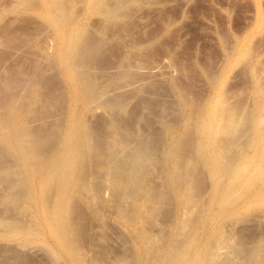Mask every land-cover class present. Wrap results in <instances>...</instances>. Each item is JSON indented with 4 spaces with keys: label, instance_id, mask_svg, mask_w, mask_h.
<instances>
[{
    "label": "rangeland",
    "instance_id": "374dc122",
    "mask_svg": "<svg viewBox=\"0 0 264 264\" xmlns=\"http://www.w3.org/2000/svg\"><path fill=\"white\" fill-rule=\"evenodd\" d=\"M58 1L0 0V80L14 73L19 85L5 94L0 81V98L15 97L30 129L27 153L0 144V264H166L178 251L188 261L216 231L210 264H264V0H124L118 14L129 20L101 15L95 1ZM57 15L106 42L87 69L99 94L86 111V77L74 100L63 75ZM123 59L130 66L117 86L111 75L124 72ZM69 119L95 154L66 202L76 208L63 211L75 224L74 238L69 221L66 229L72 253L47 218L63 187L53 161ZM195 120L207 123L205 135ZM106 157L121 164L113 177Z\"/></svg>",
    "mask_w": 264,
    "mask_h": 264
},
{
    "label": "bare ground",
    "instance_id": "6f19581e",
    "mask_svg": "<svg viewBox=\"0 0 264 264\" xmlns=\"http://www.w3.org/2000/svg\"><path fill=\"white\" fill-rule=\"evenodd\" d=\"M60 2H62L61 0H59ZM59 1H58V3H59ZM95 1V3H96V8L98 9V12L101 14V15H103V16H107V17H109V18H113V19H115V18H117V17H120L121 19L123 18V19H125V18H127V15L126 14H124V12L122 13V14H118V12L121 10V9H124V4H125V2H124V0H91V2H94ZM58 3L56 2V4L55 3H52L51 4V8H53V10H52V12L53 13H55L54 12V9L56 10H58L59 9V7H58ZM63 4H64V2H63ZM49 7V8H50ZM63 7H65V6H63ZM62 9V8H61ZM61 9H59V10H61ZM64 9V8H63ZM133 9V8H132ZM51 10H50V13H51ZM63 11V10H62ZM61 11V12H62ZM127 11V10H126ZM58 13V12H57ZM57 13H55V14H57ZM55 14H53L54 16H56ZM66 14V13H65ZM59 15H64L63 13L62 14H59ZM51 16V15H50ZM54 16H51V17H54ZM65 16H67V15H65ZM55 18H59L58 17V15H57V17H55ZM65 18V17H64ZM62 16L59 18L60 19V21H61V23H62V27H63V31L61 32V44H60V47H66V49H67V51H66V49H65V51L64 52H62L61 53V56H60V60H61V62H62V64H63V70H64V76H65V78L67 79V81L69 82V87H70V93H71V95H73V99L75 100V96H78V94H77V91H79V90H77L76 88H75V83L76 82H79L80 80H79V78H81L82 76H85L86 77V81L88 82V85L87 86H85V88L83 89V88H81L80 90H81V96H79V98H78V100L79 101H82V102H85V106L86 107H84L85 108V110L84 111H86L87 109H88V105L90 106V105H92L91 103L93 102V101H95L94 100V96L96 95V92H97V90L95 91L94 89H93V82H94V80H92V78H91V76L89 77V74H87V69L89 68V66H90V64H92V62L94 63L95 61H96V56H95V52H97L96 51V47H100V46H106V42L104 43V45H103V41L101 40V38L100 39H98V38H93L94 36H90V34H88L87 33V31L85 32L84 30L85 29H83L84 27L83 26H77V27H75V28H73L74 27V24H73V21L72 20H70L68 17H66L65 19H64ZM52 19V18H51ZM66 19H69L68 20V22H67V20ZM119 19V18H118ZM128 19V18H127ZM126 20V19H125ZM129 20V19H128ZM59 21V22H60ZM71 21H72V25L70 24L71 23ZM130 23V22H129ZM59 29H60V27H59ZM88 29V28H87ZM65 33V34H64ZM86 33L88 34V35H86ZM59 35V34H58ZM104 40V39H103ZM105 41V40H104ZM102 44V45H101ZM62 49V48H61ZM97 50H98V48H97ZM60 52H61V50H60ZM67 52V53H66ZM122 60V59H121ZM126 61H128V60H126ZM126 61L123 59V62H122V64H121V66L120 67H118L117 69H123L124 70V72L123 73H121L120 72V74L118 73V75H111V78H112V83H113V81H115V83L117 82L118 83V81L117 80H119V81H121V79H123V77H125L126 78V75L124 74L127 70H129V66L130 65H127V63H126ZM129 62V61H128ZM98 63V62H97ZM116 64V63H115ZM129 64V63H128ZM131 64V63H130ZM95 64H93V66H94ZM97 65V64H96ZM123 65H125V66H123ZM93 66L91 65V67L93 68ZM116 66V65H115ZM95 67V66H94ZM117 67V66H116ZM92 68H91V70H92ZM113 68H115V67H113ZM132 68V67H131ZM116 69V70H117ZM96 69L94 68V71H95ZM100 69H97V71H99ZM114 70V69H113ZM116 70H114V71H116ZM122 70V71H123ZM93 71V70H92ZM93 71V72H94ZM101 71V70H100ZM109 71V70H108ZM108 71H107V73H108ZM112 71V70H111ZM119 71H121V70H119ZM131 71V70H130ZM129 71V72H130ZM90 72V71H89ZM88 72V73H89ZM118 72V71H117ZM116 72V73H117ZM91 73V72H90ZM104 73H106L105 71H104ZM5 75V74H4ZM1 76L2 78L3 77H6V75L5 76ZM7 75H8V73H7ZM16 75L17 74H11L10 73V75L9 76H7L6 78H4L1 82H3V85H4V87L6 88L5 90H7L6 92L7 93H5V94H11V92H10V90H12L13 89V87L15 86V83L17 82V77H16ZM23 75V74H22ZM96 75H98V74H96ZM110 75V74H109ZM134 75V74H133ZM18 76H19V74H18ZM104 76V75H103ZM106 76V75H105ZM104 76V77H105ZM25 77V76H24ZM24 77L22 78V80H24ZM28 77V76H27ZM101 77V76H100ZM21 78H19V79H21ZM1 79V78H0ZM28 79V78H27ZM26 79V77H25V80L24 81H26L27 80ZM65 79V80H66ZM100 79V78H99ZM105 79V78H104ZM128 79V78H127ZM30 80V79H29ZM82 80H83V78H82ZM91 80H92V82H91ZM111 80V79H110ZM123 80H125V79H123ZM85 81V82H86ZM105 82V81H104ZM94 83H98L97 82V80H96V82H94ZM110 83V82H109ZM111 83V84H112ZM116 83V84H117ZM18 84V83H17ZM26 84H28L29 85V83H27L26 82ZM78 84V83H77ZM99 84V83H98ZM37 85V84H36ZM119 84H117V86H118ZM121 85V84H120ZM17 87L19 86V85H16ZM105 86V85H104ZM103 86V87H104ZM112 85H110V87H111ZM16 87V88H17ZM31 87V86H30ZM96 87V86H95ZM137 87V86H136ZM1 88V87H0ZM15 87H14V89H16ZM102 88V87H101ZM2 89V88H1ZM0 89V90H1ZM30 89H33V88H30ZM29 89V90H30ZM38 89V88H37ZM105 89V88H104ZM108 89H109V87H108ZM5 90H3V92L5 91ZM14 91V90H13ZM109 91V90H108ZM108 91H107V89H106V91H104V92H107L108 93ZM110 91H111V89H110ZM9 92V93H8ZM27 92V91H26ZM103 92V91H102ZM0 93H1V91H0ZM35 93V92H34ZM98 93V92H97ZM110 93V92H109ZM2 94V93H1ZM99 94V93H98ZM97 94V95H98ZM106 94V93H105ZM13 95H14V93H13ZM106 95H108V94H106ZM105 95V96H106ZM116 95V94H115ZM9 96V95H8ZM16 96V95H15ZM101 96H102V94H101ZM110 96V95H109ZM0 97H1V95H0ZM33 97V96H32ZM98 97H100V95H98ZM111 97H113V96H111ZM15 97H13V102L11 101V100H9L8 102H3L4 101V98L2 97V98H0V99H2V100H0V144L4 147V150L5 151H7V152H16V153H14V154H17V153H20L21 152V154L20 155H22L23 154V150H24V152L25 153H27L26 151L28 150H25V143L27 142V140H28V137L30 136L29 135V131H30V129H29V127L27 128V126H25V122L23 121L24 120V115H23V112L24 111H26V110H24V111H21V110H23V109H20L19 108V106L18 105H16V103H14V101H15V99H14ZM108 98H110V97H108ZM117 98H118V95H117ZM6 99V98H5ZM119 99V98H118ZM117 99V100H118ZM91 101V103H90V101ZM116 100V101H117ZM122 100V99H121ZM25 101V100H24ZM39 101V100H38ZM97 101V100H96ZM114 101V100H113ZM21 102H22V99H21ZM30 102H33V100H31V101H29L28 103H30ZM115 102V101H114ZM23 103V102H22ZM21 103V104H22ZM105 103V102H104ZM107 103V102H106ZM112 103V102H111ZM20 104V105H21ZM101 104V103H100ZM113 104V103H112ZM112 104H110V105H112ZM25 105V108H26V104H24ZM29 105H31V104H28V106ZM93 105H95V103H93ZM97 105V104H96ZM107 105V104H106ZM122 105V104H121ZM22 106H23V104H22ZM100 106V105H99ZM92 107V106H91ZM101 107V106H100ZM105 107V106H104ZM113 107H114V105H113ZM112 107V108H113ZM117 107H121V106H117ZM24 108V109H25ZM87 108V109H86ZM107 108V107H106ZM110 108H111V106H110ZM111 108V109H112ZM116 108V107H115ZM118 108V109H119ZM71 109V108H70ZM75 109V108H74ZM108 109V108H107ZM114 109V108H113ZM83 111V110H82ZM83 111V112H84ZM81 112V111H80ZM24 113H26V112H24ZM85 114V113H84ZM43 116V115H42ZM39 117V116H38ZM41 117V116H40ZM83 117V116H82ZM26 118V117H25ZM42 118V117H41ZM46 118V117H45ZM188 118V117H187ZM186 118V119H187ZM27 119V118H26ZM192 119V118H191ZM70 120V119H69ZM25 121H27V120H25ZM71 121V120H70ZM114 121V119L113 120H111L110 121V123L113 125L114 123H112ZM189 121V120H188ZM193 121V120H192ZM74 121H71L70 123H69V126H68V129H67V132H66V134L65 133H62V134H64L63 136L64 137H61V138H59L60 140H62V138H63V140H62V143H61V141L60 140H58V141H60V143H58V144H61V146L59 147V145H57V147L59 148H57L58 150L55 152L56 153V155H55V160L53 161V163H54V166H55V170H54V172L55 173H57V175H59L58 177H60V179H62V184H63V187L61 186V184L59 185V184H55V183H53L54 181V179L52 180V176H55L54 174H52V176H51V178H50V180H52V184L54 185L55 184V186H57V185H59V186H61V188H58L59 190L57 191L56 190V195L58 194V197H59V199H57V200H59L58 201V203L56 204V201H55V204H56V206H55V208H52V210H53V213H49L50 214V216H48L47 218H48V226H49V228L53 231V233H54V236H56V238H57V240H58V242H59V245H60V249H68V246L70 245V243H71V239H70V234L68 235V234H66L67 232H66V229L68 230V228L70 227V230H72V235L74 234L73 232H75V230L73 231V229H72V225H71V220H68L69 222H70V226L68 227V221H66L65 219H64V216H63V211L65 210L64 209V207H66L67 205H66V202L68 201V200H72L71 199V197H73V196H75L74 195V186H78V184H81L84 180H83V178H85V177H87V172L85 173L84 171H85V164L87 163V161H88V158H90L89 157V155L91 154V152L92 151H89L88 149V147H89V142H90V140L88 141V137L90 136L89 134V136H86V135H84L83 134V132H82V130L80 129H78V127H77V125L75 126L74 124L76 123V122H74ZM88 122V121H87ZM27 124H28V122H26ZM80 124V123H79ZM83 124V123H82ZM108 124H109V122H108ZM186 124H187V122H186ZM193 124V123H192ZM86 126V124H83L82 125V128H83V126ZM111 125V126H112ZM207 125V123L206 122H204V121H202L201 122V124L199 123V122H197L196 120H195V126H197L198 128H199V130H200V136H203V135H205V132L203 131V128H205V126ZM88 126V125H87ZM90 127H91V125H90ZM109 127H110V124H109ZM108 127V128H109ZM87 128V127H86ZM115 128V127H114ZM29 129V130H28ZM88 129H89V127H88ZM117 129V128H116ZM28 130V131H27ZM86 130V129H85ZM113 130V129H112ZM61 131V130H60ZM89 131V130H88ZM85 132V131H84ZM87 132V131H86ZM90 132H91V130H90ZM90 132H88V133H90ZM112 132V131H111ZM114 132V131H113ZM112 132V133H113ZM114 135H113V137L116 135V134H118V132L116 131L115 133H113ZM41 135V134H40ZM94 135V134H93ZM62 136V135H61ZM117 136V135H116ZM113 137H112V139H113ZM98 138V137H97ZM96 138V139H97ZM110 138V137H109ZM116 138V137H115ZM99 139V138H98ZM97 139V140H98ZM37 140V139H36ZM91 140H93V139H91ZM95 140V139H94ZM93 140V141H94ZM108 140V139H107ZM116 140V139H115ZM118 140V139H117ZM231 140V139H230ZM88 141V142H87ZM92 141V142H93ZM96 141V140H95ZM95 141H94V143H95ZM121 141V140H120ZM124 141V140H123ZM98 141H96V143H97ZM99 142H101L100 140H99ZM98 142V143H99ZM89 143V144H88ZM119 143V142H118ZM121 143V142H120ZM234 143V142H233ZM87 144H88V146H87ZM114 144H115V142H114ZM229 145H230V143H228ZM28 145V144H27ZM94 145V144H93ZM96 145V144H95ZM94 145V146H95ZM97 145H99V144H97ZM120 145V144H119ZM123 145V144H122ZM121 145V146H122ZM92 146V145H91ZM100 146H101V144H100ZM103 146V145H102ZM173 146H175V145H173ZM28 147H30V145L28 146ZM91 148H93V146L91 147ZM103 148V147H102ZM230 148V147H229ZM1 149V148H0ZM3 149V148H2ZM34 149V148H33ZM32 149V150H33ZM169 149V148H168ZM4 150H1L3 153H5L4 152ZM93 150H94V148H93ZM95 150H96V148H95ZM102 150V149H101ZM113 151V150H112ZM32 152V151H31ZM34 152V151H33ZM96 153H98L97 151H95ZM171 152V151H170ZM2 153V154H3ZM24 153V154H25ZM93 153V152H92ZM29 154H31V153H29ZM28 154V155H29ZM94 154V153H93ZM100 154V153H99ZM111 154V153H110ZM139 154H140V151H139ZM179 154V153H178ZM13 155V154H12ZM19 155V154H18ZM17 155V156H18ZM26 156H28L27 154H25ZM35 155H36V152H35ZM52 155V154H51ZM50 155V156H51ZM92 155V154H91ZM95 155V154H94ZM94 155H92V156H94ZM5 156V155H4ZM11 156V155H10ZM24 156V155H23ZM108 156V155H107ZM116 156V155H115ZM176 156V155H175ZM214 156V155H213ZM217 156V155H216ZM231 156V155H230ZM33 157H35V156H33ZM101 157H102V155H101ZM138 157V156H137ZM170 157V156H169ZM171 157H172V153H171ZM181 157V156H180ZM222 157V156H221ZM30 157L28 156V159H29ZM103 158V157H102ZM107 158V157H106ZM111 158V157H110ZM140 158V157H139ZM178 158V157H177ZM231 158H232V156H231ZM238 158V157H237ZM20 159V158H19ZM95 159H96V157H95ZM108 160H109V162H108V160H107V162H108V166H107V168H108V172H110L109 174L111 175V173H115L116 174V171H118L119 170V168L121 167V164L119 165L116 161H114L113 159L112 160H110L109 158H107ZM219 159V158H218ZM227 159H229V157L227 158ZM30 160V159H29ZM35 160V159H34ZM51 160H52V158H51ZM51 160H49V161H51ZM214 160V159H213ZM217 160V159H216ZM222 160V159H221ZM225 160V159H224ZM223 160V161H224ZM230 160V159H229ZM28 161V160H27ZM26 161V162H27ZM37 161V160H36ZM92 161V160H91ZM30 162V161H29ZM32 162H34V161H32ZM100 162H102V161H100ZM225 162V161H224ZM239 162V161H238ZM77 164V167H74V168H72L73 166H71L70 168H69V166H68V164ZM94 163V162H93ZM216 163H218V162H216ZM24 164V163H23ZM27 164V163H26ZM41 164V163H40ZM44 164V163H43ZM222 164V163H221ZM225 164V163H224ZM231 164V163H230ZM45 165V164H44ZM51 165L52 164H49L48 166H50L51 167ZM91 165V164H90ZM89 165V166H90ZM95 165V164H94ZM47 166V167H48ZM54 166H53V168H54ZM87 166V165H86ZM50 167H48L47 169L50 171L51 169H50ZM66 167H68V168H66ZM94 167V166H93ZM28 168V167H27ZM53 168H52V170H53ZM91 168V167H90ZM95 168V167H94ZM216 168H218L219 170H220V172L221 173H227L228 174V172H230L231 170H229V168L227 169L226 167H225V165H224V167H221L220 166V164L218 165V167H216ZM92 169V168H91ZM90 170V169H89ZM107 170V169H106ZM105 170V171H106ZM46 171V170H45ZM36 172V171H35ZM40 172V171H39ZM43 171L41 170V173H42ZM51 172V171H50ZM50 172L48 173V174H50ZM103 172V171H102ZM40 173V174H41ZM46 173V172H45ZM85 173V174H84ZM106 173V172H105ZM135 173V171H133V174ZM37 174V173H36ZM40 174H39V176H40ZM107 174V173H106ZM106 174H104V175H106ZM143 174V173H142ZM45 175H47V174H45ZM84 175H86L85 177H84ZM103 175V176H104ZM109 175V176H110ZM41 176H42V174H41ZM44 176V175H43ZM114 176V175H113ZM112 175L110 176V177H113ZM137 176V175H136ZM36 177V176H35ZM57 177V178H58ZM108 177V176H107ZM110 177H108V178H110ZM131 177V176H130ZM133 177V176H132ZM139 177V176H138ZM138 177H136V179H134V180H137V178ZM42 178H44V177H42ZM49 178V177H48ZM55 178H56V176H55ZM133 178H135V175H134V177ZM87 179V178H86ZM85 179V180H86ZM47 181H49V180H47ZM61 182V181H60ZM136 183L138 182V181H135ZM44 183V182H43ZM43 183H42V186H43ZM48 184L47 185H49V184H51V183H49V182H47ZM57 183H59V182H57ZM85 184V183H84ZM44 185H46V180H45V184ZM47 185H46V188H47ZM82 185V184H81ZM80 186V185H79ZM44 187V186H43ZM81 187V186H80ZM45 188V189H46ZM53 188H54V186H53ZM52 188V189H53ZM85 188V187H84ZM45 189H44V191H45ZM51 189V188H50ZM55 189H57V187L56 188H54V190ZM81 189H83V188H81ZM43 190V189H42ZM47 191H49V190H47ZM50 192H51V190H50ZM42 193V192H41ZM44 193H46V192H44ZM48 193V192H47ZM52 193H50V195H51ZM16 195V194H15ZM41 195V194H40ZM53 195V194H52ZM78 195V194H77ZM13 196V195H12ZM17 196V197H16ZM16 196H14V197H16V198H18V195H16ZM79 196V195H78ZM44 197V196H43ZM55 197H57V196H55ZM57 197V198H58ZM13 198V197H12ZM42 198V197H41ZM53 198V197H52ZM74 199H75V197H73ZM257 198L260 200V201H262V202H264V193L262 192V193H259V195L257 196ZM44 199H46L45 197H44ZM51 199V198H50ZM80 199V198H79ZM11 200V199H10ZM39 200V199H38ZM43 200V199H42ZM78 199H76V201H77ZM12 201V200H11ZM16 201V200H15ZM47 201V200H46ZM53 201V200H52ZM14 202V201H13ZM42 202V201H41ZM51 202V201H50ZM44 203V202H43ZM71 203H73V202H71ZM71 203H69L68 205L70 206V204ZM45 204V203H44ZM76 203H73V204H71L73 207H75L76 205H75ZM35 205V204H34ZM53 205V204H52ZM66 205V206H65ZM75 205V206H74ZM69 206H67V208L69 207ZM72 206H70V207H72ZM43 207V206H42ZM47 207V206H46ZM54 207V206H53ZM62 207V209H60ZM69 207V208H70ZM67 208H66V211H67ZM76 208V207H75ZM74 208V209H75ZM48 209V208H47ZM55 209V210H54ZM72 209V208H71ZM70 209V210H71ZM39 210V209H38ZM42 210V209H41ZM40 210V211H41ZM51 210V211H52ZM46 212H48L47 210H45ZM65 211V213H69L68 211L66 212ZM72 211V210H71ZM74 211V210H73ZM72 211V212H73ZM50 212V211H49ZM40 214V213H39ZM72 214V213H71ZM234 214V213H233ZM235 214H237L236 212H235ZM234 214V215H235ZM41 215V214H40ZM69 215H70V213H69ZM69 215H68V217H69ZM73 215V214H72ZM139 215V214H138ZM45 216H46V213H45ZM71 216V215H70ZM140 216V215H139ZM65 217H67V215L65 214ZM67 217V218H68ZM44 219V218H43ZM47 220V219H46ZM136 220V219H135ZM10 221V220H9ZM74 221V220H73ZM76 222V221H75ZM80 222V221H79ZM6 223V222H5ZM77 223V222H76ZM14 224V223H13ZM72 224L73 225H75L74 224V222H72ZM6 225V224H5ZM19 225V224H18ZM17 225V226H18ZM11 228V227H10ZM77 228H78V226H77ZM76 228V229H77ZM12 229V228H11ZM22 229V228H21ZM82 230V229H81ZM215 230H217L216 228L214 229V231ZM221 229H219V231H220ZM14 231V230H13ZM68 231V232H69ZM78 231V230H77ZM222 231V230H221ZM85 232V231H84ZM16 233V232H15ZM76 233V232H75ZM194 233V232H193ZM214 233V232H213ZM192 234V233H191ZM214 234H216V238L215 239H220V237H221V234H220V236L219 235H217V231L214 233ZM68 235V236H67ZM75 235V234H74ZM74 235H73V238H74ZM78 235H79V232H78ZM81 235V234H80ZM84 235V234H83ZM49 236V235H48ZM76 236V235H75ZM212 236V235H211ZM214 236V235H213ZM217 236H219L218 238H217ZM139 237V236H138ZM79 238V237H78ZM84 238V237H83ZM212 239L214 238V237H211ZM51 239V238H50ZM80 239V238H79ZM195 239V238H194ZM193 239V240H194ZM198 239V238H197ZM215 239H213V241L215 242ZM53 240V239H52ZM78 240V239H77ZM76 239H75V241H77ZM188 240V239H187ZM86 241V240H85ZM84 241V242H85ZM143 241V240H142ZM213 241H212V244H213ZM218 241V240H217ZM77 243H80V242H77ZM72 244V243H71ZM141 244H142V242H141ZM195 244V243H194ZM197 244V243H196ZM206 244V243H205ZM211 243H208V244H206L204 247H203V249H201V251H200V253L199 254H194V256L193 257H191L188 261H185L186 259H184L185 258V254H184V251H178L176 254H175V256H173V257H171V259H169L168 260V262H166V264H210L209 263V257H210V255H211V251H212V248H213V246H211L212 245ZM73 245V244H72ZM81 245V244H80ZM139 245V244H138ZM57 246V245H56ZM79 246V245H78ZM139 246H141V245H139ZM138 246V247H139ZM191 246V245H190ZM193 247V246H192ZM57 248V247H56ZM74 249H75V247H74ZM82 249V248H81ZM140 249H141V247H140ZM215 249V248H214ZM213 249V250H214ZM69 250V249H68ZM71 250L72 249H70L69 251L71 252ZM79 250H80V248H79ZM74 251V250H73ZM76 251H78V248H77V250ZM81 251V250H80ZM186 251V250H185ZM196 251V250H195ZM61 252V251H60ZM70 252H67V253H69L70 254ZM79 252V251H78ZM77 252V253H78ZM145 251H143V253H144ZM183 252V253H182ZM191 252V251H190ZM72 253V252H71ZM83 253V252H82ZM66 254V253H65ZM74 254H76V253H74ZM141 254V253H140ZM149 254V253H148ZM67 255V254H66ZM77 255V254H76ZM65 256V255H64ZM69 256V255H68ZM79 256H80V254H79ZM142 256H144V255H142ZM66 257V256H65ZM71 257H72V255H71ZM70 257V258H71ZM76 257V256H75ZM147 257V256H146ZM189 257V256H188ZM77 258V257H76ZM144 258V257H143ZM211 258V257H210ZM73 259V257L71 258V260ZM142 258H140V260H141ZM78 260V259H77ZM165 261H167V260H165ZM72 262H73V260H72ZM78 262V261H77ZM76 262V260H75V263H77ZM74 263V262H73ZM164 263V262H163ZM71 264V263H70ZM140 264V263H139Z\"/></svg>",
    "mask_w": 264,
    "mask_h": 264
}]
</instances>
